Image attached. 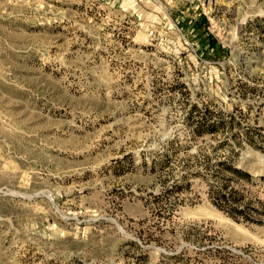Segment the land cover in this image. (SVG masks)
I'll return each mask as SVG.
<instances>
[{"label": "rangeland", "instance_id": "rangeland-1", "mask_svg": "<svg viewBox=\"0 0 264 264\" xmlns=\"http://www.w3.org/2000/svg\"><path fill=\"white\" fill-rule=\"evenodd\" d=\"M207 153L264 204V0H0V264H264Z\"/></svg>", "mask_w": 264, "mask_h": 264}, {"label": "trees", "instance_id": "trees-1", "mask_svg": "<svg viewBox=\"0 0 264 264\" xmlns=\"http://www.w3.org/2000/svg\"><path fill=\"white\" fill-rule=\"evenodd\" d=\"M221 146H215L213 151ZM211 157V153L202 154L203 166L195 171V175L208 178L206 194L211 204L236 221L264 226L263 202L248 198L244 195L246 190L234 187L236 184L239 186L241 181H251L252 177L237 168L234 159L229 155L213 162ZM258 180L262 181L264 186V176L258 177Z\"/></svg>", "mask_w": 264, "mask_h": 264}]
</instances>
